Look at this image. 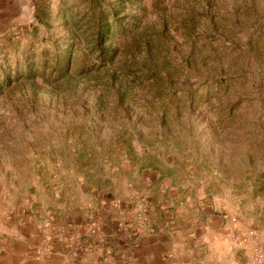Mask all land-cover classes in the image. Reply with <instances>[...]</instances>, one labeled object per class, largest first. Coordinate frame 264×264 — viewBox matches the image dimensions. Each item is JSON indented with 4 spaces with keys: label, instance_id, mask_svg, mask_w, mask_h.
<instances>
[{
    "label": "rangeland",
    "instance_id": "rangeland-1",
    "mask_svg": "<svg viewBox=\"0 0 264 264\" xmlns=\"http://www.w3.org/2000/svg\"><path fill=\"white\" fill-rule=\"evenodd\" d=\"M91 1L0 6V70L14 71L0 92V237L33 230L72 264H110L117 241L130 264L129 239L168 209L149 195L182 194L184 209L236 219L227 259L247 264L237 236H264V0L123 1L105 59L76 29ZM56 40L80 43L67 75L42 64ZM27 60L33 78L16 74Z\"/></svg>",
    "mask_w": 264,
    "mask_h": 264
},
{
    "label": "crops",
    "instance_id": "crops-1",
    "mask_svg": "<svg viewBox=\"0 0 264 264\" xmlns=\"http://www.w3.org/2000/svg\"><path fill=\"white\" fill-rule=\"evenodd\" d=\"M18 2L19 0H0V6L13 10ZM149 197L154 206L162 204L168 209L153 210L152 225L145 228L135 241L129 239L124 249L134 252L133 262L130 264L230 263L227 258H230L233 232L228 228L229 219H224L220 212L215 213L212 209L209 212H201L192 206L191 209H184L181 206L186 199L182 194H153ZM188 205L187 201L186 207ZM2 230L0 226V234ZM7 231L13 233L17 240L11 236L0 237V264H72L60 251L52 255L44 252V243L37 240L33 230L10 226ZM234 234H239V231L235 230ZM53 245L54 250L60 247L57 248L55 243ZM237 246L239 248L236 249L244 250L243 246ZM121 248L122 245L117 241L112 243L111 255L107 259L110 264H121L127 259V255L119 251ZM242 250H238V253L242 254ZM95 259L102 261V255Z\"/></svg>",
    "mask_w": 264,
    "mask_h": 264
},
{
    "label": "trees",
    "instance_id": "trees-1",
    "mask_svg": "<svg viewBox=\"0 0 264 264\" xmlns=\"http://www.w3.org/2000/svg\"><path fill=\"white\" fill-rule=\"evenodd\" d=\"M123 1L119 3H105L101 0H92L90 8L86 13L85 25H77L76 29L79 31L85 29V42L91 48L92 53L105 59L106 55L111 49L110 44L113 41L116 28L120 24V15L123 13ZM38 21L45 23L46 19L38 13ZM47 24V22H46ZM38 27V26H36ZM46 41H50L49 37L45 38ZM52 42V41H51ZM53 52L49 49L45 50L48 55L42 62L45 68L50 66L57 72L58 76L67 75L69 69L74 62V52L77 46L80 44L78 40L68 43L59 42L51 43ZM20 65V64H19ZM18 65V67H19ZM38 64L32 60H27L23 70L16 68V74L25 75L29 78H33L37 73ZM14 71L11 68H2L0 70V92L3 90V85H9L13 79Z\"/></svg>",
    "mask_w": 264,
    "mask_h": 264
},
{
    "label": "built area",
    "instance_id": "built-area-1",
    "mask_svg": "<svg viewBox=\"0 0 264 264\" xmlns=\"http://www.w3.org/2000/svg\"><path fill=\"white\" fill-rule=\"evenodd\" d=\"M224 219L236 221L234 217L228 218L227 215H224ZM237 240L251 245V253L247 264H264V236L258 237L253 234H242L237 236Z\"/></svg>",
    "mask_w": 264,
    "mask_h": 264
}]
</instances>
